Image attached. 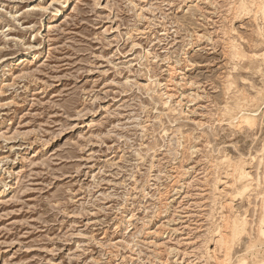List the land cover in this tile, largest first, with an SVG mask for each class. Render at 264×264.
Returning <instances> with one entry per match:
<instances>
[{"label":"rangeland","instance_id":"obj_1","mask_svg":"<svg viewBox=\"0 0 264 264\" xmlns=\"http://www.w3.org/2000/svg\"><path fill=\"white\" fill-rule=\"evenodd\" d=\"M263 8L0 0V264H263Z\"/></svg>","mask_w":264,"mask_h":264},{"label":"bare ground","instance_id":"obj_2","mask_svg":"<svg viewBox=\"0 0 264 264\" xmlns=\"http://www.w3.org/2000/svg\"><path fill=\"white\" fill-rule=\"evenodd\" d=\"M256 7V6H255ZM262 9V8H261ZM264 9V8H263ZM262 12V11H261ZM240 13V12H239ZM263 13H264V10H263ZM260 14V13H259ZM264 15V14H263ZM261 16V15H260ZM257 17V16H256ZM264 21V20H263ZM260 31V30H259ZM262 34V33H261ZM232 48V47H231ZM250 58V57H249ZM254 117V116H253ZM252 116H251V118H253ZM251 118H248L247 120L249 121V120H251ZM240 172V171H239ZM236 173V172H235ZM240 176H241V179H245V178H248L249 176H248V174L247 173H245L244 171H243V174H240ZM239 176V177H240ZM249 179V178H248ZM240 180V179H239ZM244 181V180H243ZM246 185V184H245ZM246 188V187H245ZM263 205V204H262ZM237 217V216H236ZM235 223V222H234ZM238 224V223H237ZM231 225V224H230ZM235 226H237V225H234V227ZM242 226H244V225H242ZM254 226V225H253ZM263 226V225H262ZM238 227V226H237ZM237 227H236V229H237ZM241 228V227H240ZM246 228V227H245ZM262 228V227H261ZM235 229V228H234ZM239 229V228H238ZM244 229V228H243ZM222 230V229H221ZM241 231H243V230H241ZM240 231V232H241ZM234 232V231H233ZM239 232V231H238ZM262 232V231H261ZM235 233V236L237 235L236 234V232H234ZM225 235V234H224ZM233 237H234V235H233ZM221 239V238H220ZM222 240H223V238H222ZM218 243V242H217ZM233 243V242H232ZM221 244V243H220ZM225 244V243H224ZM251 245V244H250ZM232 246V245H231ZM227 255H229V254H227ZM264 264V263H263Z\"/></svg>","mask_w":264,"mask_h":264}]
</instances>
